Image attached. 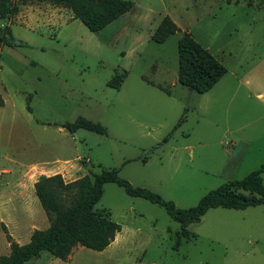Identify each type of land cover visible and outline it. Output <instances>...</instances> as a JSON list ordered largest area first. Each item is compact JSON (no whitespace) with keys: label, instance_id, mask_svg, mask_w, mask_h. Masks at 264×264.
<instances>
[{"label":"rangeland","instance_id":"rangeland-1","mask_svg":"<svg viewBox=\"0 0 264 264\" xmlns=\"http://www.w3.org/2000/svg\"><path fill=\"white\" fill-rule=\"evenodd\" d=\"M14 1L16 14L0 19L21 41L0 42V255L7 234L22 243L49 225L44 211L10 213V177L30 161H41L36 175L71 164L66 182L118 168L183 209L264 162V0H130L97 32L51 0ZM165 17L176 30L158 42ZM185 31L226 68L202 94L177 81ZM80 118L105 133L60 129ZM94 210L121 226L104 250L77 244L65 260L42 251L25 264H264V204L209 208L188 238L163 206L114 182Z\"/></svg>","mask_w":264,"mask_h":264},{"label":"trees","instance_id":"trees-1","mask_svg":"<svg viewBox=\"0 0 264 264\" xmlns=\"http://www.w3.org/2000/svg\"><path fill=\"white\" fill-rule=\"evenodd\" d=\"M56 5L70 8L75 16L89 29L97 32L117 20L133 8L130 0H51ZM18 5L14 0H0V19L16 14ZM176 30L169 17L162 19L156 33L162 42ZM0 42L17 46L10 26L0 28ZM178 69L177 81L201 94L210 90L226 73V68L215 56L202 46L190 32L185 31L177 42ZM70 133L77 128H85L105 133L98 123L78 119L62 125ZM118 168L90 172L66 182L61 174H41L34 182L35 194L49 225L34 229L28 242L19 244L7 234L9 253L0 255V264H25L27 261L47 251L53 257L65 260L72 248L83 247L102 251L114 240L121 226L111 219L108 211H95L94 205L100 199L103 185L114 182L124 191L135 197H142L163 206L166 212L180 224V233L189 237L187 226L199 222L209 208L224 207L245 209L264 204L262 174L264 162L241 179L231 180L208 191L195 206L178 208L171 200L161 198L157 193L144 187L133 186L118 175Z\"/></svg>","mask_w":264,"mask_h":264},{"label":"crops","instance_id":"crops-1","mask_svg":"<svg viewBox=\"0 0 264 264\" xmlns=\"http://www.w3.org/2000/svg\"><path fill=\"white\" fill-rule=\"evenodd\" d=\"M219 80L216 82V84L219 82ZM60 129H62V131H63V129H65V128L61 125ZM56 160H59V159L57 158ZM40 162L41 161H30V164H36V166H38ZM30 164L28 165V163H26V165L23 167V169L14 172V174L10 177V181H9L10 185L7 189L8 190L7 195L9 196V198L15 200V203H17L13 212H10V213H14L17 218H26L27 215L33 213V211H37V212L38 211H42V212L44 211V210H41V208L39 206L40 202L38 203L35 196H34V195H36L35 189H34V182L37 180L38 176L41 174L36 175L35 173L30 172L29 171ZM59 167L61 168L60 171H62V172L56 171L55 173H62L63 174V171H65V172L71 171V164H68V165L63 164V165H60ZM9 172H10V170H9ZM44 175H52V173L51 174L45 173ZM30 235L31 234H29V236L27 237V239L24 242L19 243V244H23V243L28 242L30 239Z\"/></svg>","mask_w":264,"mask_h":264},{"label":"built area","instance_id":"built-area-1","mask_svg":"<svg viewBox=\"0 0 264 264\" xmlns=\"http://www.w3.org/2000/svg\"><path fill=\"white\" fill-rule=\"evenodd\" d=\"M0 175H1V171H0Z\"/></svg>","mask_w":264,"mask_h":264}]
</instances>
